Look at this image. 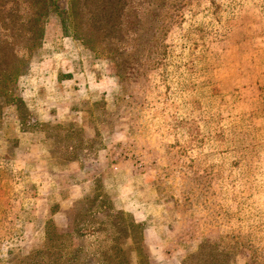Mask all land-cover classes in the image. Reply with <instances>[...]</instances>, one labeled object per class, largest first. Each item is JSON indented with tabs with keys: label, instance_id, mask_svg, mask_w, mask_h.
I'll return each instance as SVG.
<instances>
[{
	"label": "rangeland",
	"instance_id": "1",
	"mask_svg": "<svg viewBox=\"0 0 264 264\" xmlns=\"http://www.w3.org/2000/svg\"><path fill=\"white\" fill-rule=\"evenodd\" d=\"M89 5L2 106L0 264H264V0Z\"/></svg>",
	"mask_w": 264,
	"mask_h": 264
},
{
	"label": "trees",
	"instance_id": "2",
	"mask_svg": "<svg viewBox=\"0 0 264 264\" xmlns=\"http://www.w3.org/2000/svg\"><path fill=\"white\" fill-rule=\"evenodd\" d=\"M84 1H87V4L85 3L84 6H82ZM56 2L57 0H0V117L3 105L15 103L19 99L14 93L15 81L17 76L23 72L22 69L27 63L30 50L37 44V37L42 34L43 25L40 24V18L44 17V14L47 16V10L57 13L64 28L67 27L65 23L66 20H68V26L70 24V29L74 33L78 31L77 26L79 24V22L75 21L78 14L77 5H81L80 10H84L81 23H84L85 19L92 20L94 17L92 14L93 11H91L89 7L90 0H68L67 9H59L60 7L56 5ZM128 11L130 10L127 9L126 13H128ZM18 12H20V14L17 20H12L14 14ZM62 13H66L65 17L61 15ZM117 22L120 26V20ZM85 23L90 25L88 21ZM15 24L18 25L19 28L14 30ZM26 24H28V27H23ZM16 32L18 33L16 34ZM80 39L82 38L80 37ZM93 197L101 200L100 203L96 205L98 212H103L102 209H105L106 213L110 214V216L120 213L116 211L109 202L104 201L101 194L96 193ZM131 222L129 226L132 227L133 234H136V232L142 228V225L140 223ZM100 224L99 222L97 225ZM116 229L119 230L120 227H116ZM89 230H91L90 234L95 237L94 241L97 242V238L101 234L99 228L91 224ZM135 242H141L140 231ZM56 253L59 256V252ZM103 253L105 254L106 252L104 251ZM74 259L75 257L70 259L69 263H73ZM103 259L107 260L111 259V257L107 255L104 256Z\"/></svg>",
	"mask_w": 264,
	"mask_h": 264
}]
</instances>
